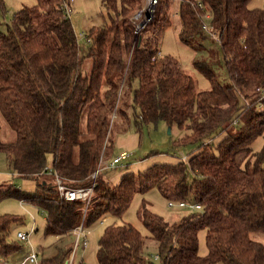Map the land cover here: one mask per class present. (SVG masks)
I'll return each instance as SVG.
<instances>
[{"label": "trees", "instance_id": "trees-1", "mask_svg": "<svg viewBox=\"0 0 264 264\" xmlns=\"http://www.w3.org/2000/svg\"><path fill=\"white\" fill-rule=\"evenodd\" d=\"M34 1L14 12L6 32L0 29V116L14 135L4 140L0 123V153L14 175L34 180L37 188L10 186L0 191V202L15 198L32 204L46 216L45 236L60 240L82 222L87 230L108 217L122 219L138 193L156 189L168 204L185 201L201 209L186 208L180 220L170 222L143 199L141 220L153 242L147 244L132 225L114 223L99 240L98 264H264V244L252 238L264 235V144L254 148L264 137V9H250L252 0H201L213 14L211 27L231 85L224 87L213 67L198 60L194 66L211 88L197 92L180 62L161 53L173 25L172 0H159L152 22L138 34L134 17L145 0H102L110 24L91 29L86 55L60 8L64 0ZM191 1L196 0L176 6L179 38L187 46L207 37ZM0 9L6 12L4 0ZM115 109L127 126L135 114L138 132L164 122L181 134L174 148H198L190 159L153 165L137 177L128 172L113 185L101 160L113 156ZM50 158L68 187H94L87 210L83 201L60 196L55 178L45 173ZM174 208L179 207L169 209ZM23 222L0 216L1 259L24 249L19 240L8 241L11 227ZM203 231L205 256L199 250ZM152 244L158 262L146 254ZM73 252L72 245L39 264H70ZM77 252L71 264H85L83 257L74 262Z\"/></svg>", "mask_w": 264, "mask_h": 264}, {"label": "rangeland", "instance_id": "rangeland-1", "mask_svg": "<svg viewBox=\"0 0 264 264\" xmlns=\"http://www.w3.org/2000/svg\"><path fill=\"white\" fill-rule=\"evenodd\" d=\"M4 3L6 12L4 13L3 10L0 9V29L3 32H6L7 24H9L14 12L17 9L34 5L35 1L4 0ZM249 7L250 9H264V0H252ZM172 8L173 7L170 9V18L173 25L166 32L161 41V53L164 55H170L180 62V65L193 78L197 92L210 90L211 88L208 79L194 66V62L198 60L208 62L213 67L220 83L224 87L230 86L231 84L223 65L220 41L217 40V35L211 37V34L209 35L207 33L206 38L197 37L194 39L191 44L192 46L184 45L179 38L182 24L179 20L178 7H175L174 9ZM154 14L151 17L152 20ZM66 19H70L73 23L83 55L87 54L88 49L91 46V41L88 39V33L91 29L94 27L104 28L110 24L109 14L102 3V0H75L74 6L72 7V14ZM142 19L147 20L145 15L141 16V20ZM90 69L91 62L86 59L84 63V74L89 75ZM136 87L137 84L134 88ZM103 89L105 91L106 86H104ZM133 116L134 117H130L131 122H129L127 126L125 121L118 117L116 109L113 111L112 121L118 123L114 135L115 144L113 156L110 159H104L105 161L102 166L104 167V170H106L105 164L112 161L115 157L124 152L132 154L129 159L122 161L118 167L108 171L107 176L113 185L118 184L121 176L128 172H133L137 177L141 171H144L153 165H176L184 158L190 159V157L196 152V149L198 148L196 145L179 148L173 147V143L181 136L176 126L170 128L164 122H160L158 124L142 126L140 132H138L135 123L137 116H135V114ZM0 123L2 126L3 139L13 140L14 135L1 116ZM125 127H128L127 131ZM222 138V135L216 137L215 141H221ZM263 144L264 137L258 139L254 144V148L260 150ZM49 167H52L51 158ZM97 172L99 173L100 171L98 170ZM10 186H14L15 188L26 192H34L37 188L34 180L22 179L14 175L7 157L0 153V191L5 190ZM143 199L148 201L153 212L170 222L180 220L187 213L184 209H169L168 202L156 189H153L144 195L138 193L122 219L108 217L106 223H100L94 228L86 230L87 240H85L87 241L88 246L83 249L81 240V245L74 262L79 263L83 257L85 264H98L97 250L99 240L103 235L105 228L114 223L118 225L126 224L134 226L141 231L147 244L152 243L153 241L150 239L151 236L144 228L141 220L140 206ZM4 215L19 216L24 219L23 224L13 225L11 227L10 236L8 238L9 242H18L17 234L19 232L30 233L33 229L35 232L31 235L29 242L21 243V245L24 246V249L21 252L12 255L5 260L0 258V264H21L32 252V248L37 253L40 262L57 256L61 249L75 245L76 237L72 235H67L60 240L55 239L53 236H45L44 229L46 216L43 212H39L32 204L21 202L15 198L4 199L0 202V216ZM205 236L206 233L204 231L199 235V250L201 256H205L208 253ZM252 238L264 244V235L253 234ZM152 245L147 249L146 254L150 256L154 262H158V259L155 260V255H157L155 246Z\"/></svg>", "mask_w": 264, "mask_h": 264}, {"label": "built area", "instance_id": "built-area-1", "mask_svg": "<svg viewBox=\"0 0 264 264\" xmlns=\"http://www.w3.org/2000/svg\"><path fill=\"white\" fill-rule=\"evenodd\" d=\"M158 1L159 0H145V4H144L143 9L137 15H135L134 20H136L139 23L137 26L136 34H138V32L142 28H144V26L140 25V23L143 20L146 21V24L151 22V20H152L151 17L157 8ZM179 1H181V0H172L171 1V7H173L172 9H174L177 6ZM74 3H75V0H64L61 3L60 8H61L65 18H69L71 16L72 7L74 6ZM191 4H192V7L196 13L197 18L200 21L202 29L206 33H208L209 35L211 34V37H215V34H213V32H212L213 29L211 27V23L213 20L212 12L204 5V3L201 0H196L194 2L191 1ZM144 15H145V18H147V20L146 19L141 20V16H144ZM242 104L244 105V103H242ZM262 107L264 108V105H262ZM131 156H132V154L124 152L121 155L115 157L109 163L107 162L105 164V169H114V168L118 167L122 161L129 159ZM101 164H103L102 160H101ZM101 170H104V168ZM45 173H46V175L53 176L55 178L57 189H58L60 196L62 198H64L65 200H68V201H77V200L83 201L85 203L86 210H87V208L89 207L90 202L92 200L93 194H94V187L72 189L64 183V180L62 178H60L55 173V171L52 167L48 166L45 170ZM97 174H98V172L93 175V178H95L97 176ZM175 206H177L181 209H186V208H190L192 210H200L201 209V206L196 205L194 203L185 202V201L177 203V204L173 203V202H169V204H168L169 208H172ZM33 233H34V229L30 233L19 232L17 234V239L21 243H27L30 241L31 235ZM73 236L76 237V241H75V245H74V252H73V256H74V254H76V252L78 251V249L81 245V240H82L83 249H85L88 246V243L85 240L86 230L83 227V222H82V225L80 227H78L73 232ZM73 256H72V259L70 261V264L72 263ZM21 264H39L38 255L33 250V248H32V252L24 259V261Z\"/></svg>", "mask_w": 264, "mask_h": 264}, {"label": "water", "instance_id": "water-1", "mask_svg": "<svg viewBox=\"0 0 264 264\" xmlns=\"http://www.w3.org/2000/svg\"><path fill=\"white\" fill-rule=\"evenodd\" d=\"M140 25L145 27V25H146V21L143 20V21L140 23Z\"/></svg>", "mask_w": 264, "mask_h": 264}, {"label": "crops", "instance_id": "crops-1", "mask_svg": "<svg viewBox=\"0 0 264 264\" xmlns=\"http://www.w3.org/2000/svg\"><path fill=\"white\" fill-rule=\"evenodd\" d=\"M35 231V230H34ZM69 236H71V235H69ZM73 236V235H72Z\"/></svg>", "mask_w": 264, "mask_h": 264}]
</instances>
